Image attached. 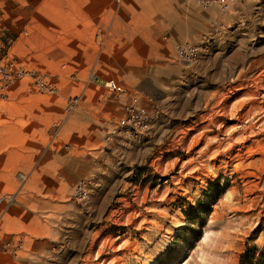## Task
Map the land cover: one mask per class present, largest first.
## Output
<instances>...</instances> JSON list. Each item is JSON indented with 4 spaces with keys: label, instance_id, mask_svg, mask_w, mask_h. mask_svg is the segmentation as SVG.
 I'll return each instance as SVG.
<instances>
[{
    "label": "rangeland",
    "instance_id": "1",
    "mask_svg": "<svg viewBox=\"0 0 264 264\" xmlns=\"http://www.w3.org/2000/svg\"><path fill=\"white\" fill-rule=\"evenodd\" d=\"M262 78L264 0H0V264H237L264 244Z\"/></svg>",
    "mask_w": 264,
    "mask_h": 264
},
{
    "label": "built area",
    "instance_id": "2",
    "mask_svg": "<svg viewBox=\"0 0 264 264\" xmlns=\"http://www.w3.org/2000/svg\"><path fill=\"white\" fill-rule=\"evenodd\" d=\"M202 7H208L211 5H218L222 8H227L234 0H195ZM175 53L179 59L185 62L195 61L200 54V48L198 45L185 43L176 44ZM18 73H22V69L18 70ZM94 80L104 86L109 91L114 93H121L123 91L122 85L114 79H99L95 77ZM77 103V97H72L68 100L66 111H69ZM126 113L123 118L117 120L111 130V133H117L124 138L130 140V138H137L141 136L149 127V114L144 107H141L137 103L136 97L132 102L126 105ZM77 200H86L89 196V182L86 179L79 180L72 190V194ZM1 201V199H0Z\"/></svg>",
    "mask_w": 264,
    "mask_h": 264
},
{
    "label": "trees",
    "instance_id": "3",
    "mask_svg": "<svg viewBox=\"0 0 264 264\" xmlns=\"http://www.w3.org/2000/svg\"><path fill=\"white\" fill-rule=\"evenodd\" d=\"M237 264H264V244H246Z\"/></svg>",
    "mask_w": 264,
    "mask_h": 264
},
{
    "label": "bare ground",
    "instance_id": "4",
    "mask_svg": "<svg viewBox=\"0 0 264 264\" xmlns=\"http://www.w3.org/2000/svg\"><path fill=\"white\" fill-rule=\"evenodd\" d=\"M93 81H94V80H93ZM115 81H116V80H115ZM259 84H260L261 87H264V86H263V85H264V78H262L261 80H259ZM256 85H257V84H256ZM256 87H257V86H256ZM43 90H44V89H43ZM239 90H242V89L240 88ZM261 90H264V89H261ZM252 91H253V90H252ZM109 92H110V91H109ZM257 92H258V94H259V92H260L259 89L257 90ZM111 93H112V92H111ZM232 94H233V93H232ZM247 96H249V95H247ZM230 97H231V96H230ZM250 97H251V96H250ZM252 97H253V96H252ZM254 97H256V96H254ZM137 99H138V98H137ZM252 100H253V99H252ZM254 101H255V100H254ZM249 102H251V101L249 100ZM252 102H253V101H252ZM253 103H254V102H253ZM250 104H251V103H250ZM256 105H257V104H256ZM243 106H244V105H243ZM247 106H248V105H247ZM253 106H254V105H253ZM253 106H252V107H253ZM253 108H254V107H253ZM253 108H252V109H253ZM241 109H242V108H241ZM248 110H249V109H248ZM255 110L257 111V109H255ZM255 110H254V111H255ZM258 110H259V109H258ZM71 111H72V110H71ZM250 113H251V110H250ZM257 116H259V115H257ZM235 118H236V117H235ZM260 118H261V117H260ZM254 119H255V118H254ZM259 120H260V119H259ZM257 121H258V120H257ZM257 121H256V122H257ZM251 127H252V126H251ZM248 130H249V129H248ZM239 131H240V130H239ZM245 131H246V130H245ZM113 134H114V133H113Z\"/></svg>",
    "mask_w": 264,
    "mask_h": 264
}]
</instances>
